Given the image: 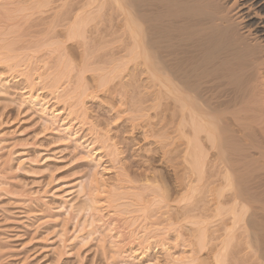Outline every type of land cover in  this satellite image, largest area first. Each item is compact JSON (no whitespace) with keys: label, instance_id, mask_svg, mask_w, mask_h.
I'll return each instance as SVG.
<instances>
[{"label":"bare ground","instance_id":"1","mask_svg":"<svg viewBox=\"0 0 264 264\" xmlns=\"http://www.w3.org/2000/svg\"><path fill=\"white\" fill-rule=\"evenodd\" d=\"M17 1L27 9L31 7L36 22H17L9 10L13 2L0 0V13L4 11L2 17L7 19L0 21V63L18 72V77H25L29 89L24 98L40 106L47 127H53L64 141L76 143L83 152L82 160L95 163L99 169L103 153L110 159L115 157V149L107 144L110 139L104 141V134L98 139V133L96 141L84 147L77 142L73 129L78 125L82 129L90 126L91 132L99 131L88 121L86 101L102 94L117 119L129 117L131 124L140 122L138 113L149 118L154 111L159 121L154 124L150 122L152 118H147L144 135H155L153 138L161 140L155 143L162 147L164 156H174L170 164L175 173L176 195L181 194L178 201L169 198L168 190L158 198L160 194L154 192L156 188L150 181L142 184V190L154 192V198L137 195L136 185L131 187L128 181L132 180L125 178L128 183L121 179L116 186H106L97 172L86 185H80L79 194L89 202L85 209L89 225H94L100 241L109 245L111 261L124 264L129 247L147 249L153 238L168 249L173 245L169 236L174 234L175 245L188 242L199 251L192 248L189 257L173 258L169 254L168 264H264V0ZM44 13L50 14L45 18ZM23 16L21 20L26 15ZM105 22L110 25L106 27ZM28 28L37 35L28 37ZM34 55L43 60L35 70L33 64L28 66ZM43 93L52 95L61 109L51 108ZM135 124L133 128L138 126ZM171 134H175L172 137L176 141L173 138L174 144L170 142L175 148L168 153L164 148ZM1 141L0 193L10 188L7 176L13 156L10 152L7 157L1 155L5 151ZM197 184H207L210 190L215 187V194L209 190L211 199L206 201L209 205L214 202V208L203 201L201 206L197 199L196 203L190 202L192 197L195 199ZM151 186L153 191L148 189ZM145 191L139 194L146 195ZM74 194L77 191L62 197L66 213L76 214L75 206L70 204ZM129 194H136L134 201L129 200ZM16 195L23 204L31 203L35 197ZM103 209L111 211L109 221ZM211 211L214 218L227 217L214 231L209 230L213 226ZM128 214L133 222L139 223L140 216L136 219V214L145 217L142 223L153 222L149 224L153 226L148 227L149 234L145 229L148 224L140 236L126 232L129 225L125 222V229L122 222ZM237 228L240 234L235 236ZM210 238L218 243L201 258V251L210 247ZM235 239L240 249L237 254L231 252L235 254L232 256L228 251ZM140 252L137 264H160L157 259L144 260L145 253Z\"/></svg>","mask_w":264,"mask_h":264},{"label":"rangeland","instance_id":"2","mask_svg":"<svg viewBox=\"0 0 264 264\" xmlns=\"http://www.w3.org/2000/svg\"><path fill=\"white\" fill-rule=\"evenodd\" d=\"M7 1L14 3L15 0ZM16 1L14 3L15 5H13V3H10L11 5L9 6V10L11 12L10 14L13 15L12 17H16V19L18 18L17 22H36V15L32 13L33 10L31 9V7L29 6V10L27 9L28 6L20 4L21 2L19 3V6L18 1L17 3ZM1 5L2 4H0V7ZM21 5H23V8L26 10H23ZM18 7H21L19 9L20 11L18 10V13L16 12V14L18 15H14L15 10H17ZM45 9L48 10V8ZM3 13L4 11L0 13V21L7 22L6 18V21H3L5 20L3 19L4 16L2 17ZM48 14L44 13L42 17L46 18V15L48 16ZM23 15L26 16L21 20V17H24ZM41 22H43V19ZM105 23V26L107 27L110 22ZM102 28H104V26ZM32 29L33 28H31L30 30L29 28L27 29L30 31L29 33L26 30V35L28 37H30V35H37V33L32 34L34 32V29ZM34 56L36 57H31L32 63L29 62V59H26L25 64H27L26 61L29 60L28 66H30V68L33 65V67H41L43 60H41L42 58L40 57L42 56ZM36 59L40 62L39 64ZM33 61L35 62V64ZM31 64L33 65L31 66ZM36 64H38L39 66H37ZM4 65L5 63H0V141L2 140V146L5 148V151L1 155L3 157H7V155H9L8 152H10V154L12 153L11 155L13 156L11 157L12 170L8 173L7 176L8 185L9 182H11L9 186L7 185V187H10L8 188L9 190L7 189V192L9 194L6 191L2 192L3 194L0 193V251L3 250L2 253H0V264H115L113 261H111V257L109 258V256H111L109 245L102 243L100 241L99 234H96L94 232V225H89V216L85 211V209L89 205L88 198L83 194H79L78 190L81 184L86 185L91 180L92 175L97 172L99 177H101V175L103 176V179H105V182L107 183L106 186L109 187H112L113 185L116 186V184H118V181H120L121 179H123V181L127 179L132 180L128 181L129 185L131 184V187L133 184L134 186L136 185L135 187H137V195H144L145 197H147V195L149 194L148 197H150L154 192H156V194H160L159 196H157L159 198L162 195H165V193H169L170 196H168L170 199L173 198L177 201L181 199V194H178L179 198L176 195V193H178V189L175 188V173L174 168L171 166V164L173 163L171 158H174L173 154L171 153L165 157L163 153L164 151H162L161 149L162 147L160 148V146H158L159 144L157 143L161 141L159 139V135L158 141L155 137L153 138V136L155 135L148 133H146L148 136L144 135V132H146L145 128L144 132L142 130L144 125L147 124V120L150 118H152L150 119V122H153L154 124L155 122L157 123L158 118L155 117V112L152 111L150 113L151 117L149 118L144 117L143 115L138 113L139 116L137 115V118L140 119H138L140 122H136L135 124L134 121V124L138 125L137 127H139V129L142 127L139 130L136 126V128L134 127L135 129L133 128L134 124H131L132 122L130 123V120L128 119L129 117H123L124 119L122 117H119L120 119H117V114L111 111L112 109L107 106L108 104H106L107 102L105 101L102 94H99L98 99L92 98L90 100H87L86 108L88 110V121L92 123L90 125H93L99 131H94L96 135L92 131V136L90 126H85V128L83 127L82 129L77 125L73 129V132H75L77 136V142L83 144L85 147L86 145L90 144V142H94V140L96 139L94 136L97 137V134L100 133L98 134L100 136H98V139L101 138V134H104L103 136H105L106 138L105 140H101L107 141L110 139L109 141H107V144L113 146L112 148L115 149V157L113 159L104 156L106 155L105 153L102 154L103 159L101 162L103 164L101 163L100 168L96 169V166L94 165L95 163L82 160L83 152L81 149H78L76 147V143L71 141H64L61 134L55 132L53 130V127H47L45 125L42 120V112L40 111V106H34L24 98L25 93L29 89L28 84H26L27 81L26 79H24L25 77H18V72H12V69H9V67L6 68ZM25 66L27 65H24L23 67ZM36 67L33 69L35 70ZM8 70L12 72V74ZM48 93H43L42 95H44L43 98L47 97L46 101L49 102V106L52 105L51 108L54 107L57 109H61V106L58 107V105L53 102V97H51L52 95ZM140 115L143 116L142 120L140 118ZM126 118L129 121H127ZM131 118H133V116H131ZM144 120H146V122ZM140 123H142V125L144 123L146 124H144L143 126L141 125L140 127ZM134 130L135 133H133ZM172 136L175 137V134H171V139L166 141L169 142L168 145L170 147H168V145L166 144V148H168H164V150L168 153L173 151L175 148V145L171 146L170 143L173 141L172 144H174L175 138ZM173 138L174 140H172ZM155 141L157 142L155 143ZM165 158L167 159L165 160ZM98 159L99 156L97 158V161H99ZM168 159H170V161L167 162ZM117 173L119 176H117ZM120 174L123 176V178ZM124 175L126 177H124ZM127 180H125L124 184L128 183L126 182ZM146 181H150L149 184L152 186L154 185L153 187L156 188V191L153 188L154 192H152V194L150 193V191L146 192V189L144 191L147 194H142L144 193V191L142 190V188H144V185L142 184ZM129 185L127 186L126 184V186H124L130 188ZM206 185H196V192H194L193 194L195 195V199H193L192 197L190 202L192 201L193 203H196V201L194 200L197 199L198 204L200 201H203V204L209 205L206 201H209L211 199V197H208L210 186ZM152 186L150 187L151 189L148 187V189L151 191H153ZM155 186H158L160 188H157ZM213 186L214 185H211V189ZM139 189H141L143 192ZM74 190L77 191L78 195L74 194L72 196L73 198L70 197V204L75 206L74 210H76V214L79 213L77 216L75 213H66L67 211L63 206L62 200L63 196H65L68 192ZM166 190H168V193L166 192ZM214 190L215 187L214 189L210 190V194L213 193L212 191ZM139 191L142 193L139 194ZM162 192L164 194L161 195ZM15 193L24 195L30 194L31 197H35L32 199L31 203L28 202L23 204L21 202H18L19 199H16L18 198V196ZM136 194L134 196H136ZM156 194H154L152 198H154ZM134 196L133 194H129V200L134 201ZM187 202H189V200ZM187 202L185 201L182 204L184 205V203ZM172 204L175 205L174 203ZM203 204L201 206H203ZM212 204L214 205L215 203L212 202L209 207L214 208ZM229 205H227L225 209H228ZM154 209L156 208H153V211L155 212ZM107 210L108 209H103L102 212H104L103 214L104 216H106L105 219L109 221V213L111 211L107 212ZM209 214V216H211L212 214H214V212L211 211V213L209 212ZM130 215L128 214V219L124 220L122 222L123 225H121L125 227V229L129 225V229L125 231H129L128 233L131 235L137 232L136 234L140 236L143 234L142 230L146 224H148L145 228L147 232L149 229L148 227L153 225V222L151 224L149 219H147L149 220V222L142 223L143 220H145V217H141V214H136V219H138L137 217L139 216L141 217H139V219L137 220L139 221V223L133 222L134 219H132L133 217H130ZM134 215L135 214H133V216ZM219 217L217 216L216 218L215 216L214 218V215L211 216L210 222H212L213 226H211L212 229L209 228V230L214 231V229L218 228V226H221L223 222L222 220H227V217L226 219H221V217L225 216ZM128 220L130 222L133 220L131 222V225L129 224ZM107 221L106 223H108ZM217 221H219L220 223ZM125 222H127L128 224ZM213 222H216V225H214ZM149 224L151 225L149 226ZM151 231L150 235L152 237ZM236 231L235 233L237 234L235 236L240 234H238V232H240L238 228ZM152 232L153 234L157 233L156 231ZM145 236L147 238V233ZM171 236H169V239L171 238L170 240L172 241L171 243L173 245L170 246L171 248L168 247V249H163L162 245L160 247L159 242L157 244V240H155L153 237V239H151V237L148 235V237H150L149 239H151V246L149 245L147 249H139L137 245L129 247L126 250L127 255L129 256L127 259H125L124 264H137L136 257L138 256L140 251V253H145L144 260L149 259L151 261H155L157 259L160 264H168L169 258L172 256L173 258L192 256L194 248L199 251L197 247L193 248L188 246V242H186V245L184 244L185 246L175 245V236L174 234H171ZM211 238L210 240H212ZM210 240H208L210 247L208 246V249L205 248L206 251H201V258L208 256V252L210 253L209 250L212 248V245L215 247L214 244L218 243L217 241L212 240L211 242H213V244H211ZM234 242V244L236 245L233 244V246L229 248L228 251L230 255L232 253L237 254L240 249L237 240ZM233 255L235 254H232V256ZM232 256L231 258H233ZM109 259L111 262L109 261Z\"/></svg>","mask_w":264,"mask_h":264}]
</instances>
